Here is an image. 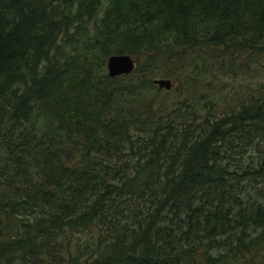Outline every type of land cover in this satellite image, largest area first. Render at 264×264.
<instances>
[{
    "label": "trees",
    "instance_id": "obj_1",
    "mask_svg": "<svg viewBox=\"0 0 264 264\" xmlns=\"http://www.w3.org/2000/svg\"><path fill=\"white\" fill-rule=\"evenodd\" d=\"M0 264H264V0H0Z\"/></svg>",
    "mask_w": 264,
    "mask_h": 264
},
{
    "label": "water",
    "instance_id": "obj_2",
    "mask_svg": "<svg viewBox=\"0 0 264 264\" xmlns=\"http://www.w3.org/2000/svg\"><path fill=\"white\" fill-rule=\"evenodd\" d=\"M136 58L129 54H113L108 58L107 67L112 77L130 74L136 68ZM156 83L163 88L171 89L174 85L173 80L168 78L157 79Z\"/></svg>",
    "mask_w": 264,
    "mask_h": 264
},
{
    "label": "rangeland",
    "instance_id": "obj_3",
    "mask_svg": "<svg viewBox=\"0 0 264 264\" xmlns=\"http://www.w3.org/2000/svg\"><path fill=\"white\" fill-rule=\"evenodd\" d=\"M239 82L240 81L234 82L233 80H226V82L220 83V85H218L217 88H215L214 90L216 92L218 91V97L222 96L223 98L227 99L230 95H233L235 93V89L239 90L241 88V84H239ZM173 83L174 85L177 84L175 82Z\"/></svg>",
    "mask_w": 264,
    "mask_h": 264
},
{
    "label": "bare ground",
    "instance_id": "obj_4",
    "mask_svg": "<svg viewBox=\"0 0 264 264\" xmlns=\"http://www.w3.org/2000/svg\"><path fill=\"white\" fill-rule=\"evenodd\" d=\"M156 83V82H155Z\"/></svg>",
    "mask_w": 264,
    "mask_h": 264
}]
</instances>
